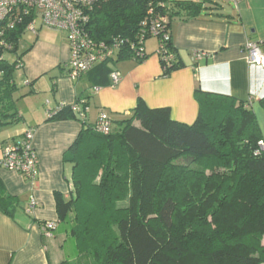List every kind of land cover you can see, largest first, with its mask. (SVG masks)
<instances>
[{
    "label": "trees",
    "instance_id": "obj_1",
    "mask_svg": "<svg viewBox=\"0 0 264 264\" xmlns=\"http://www.w3.org/2000/svg\"><path fill=\"white\" fill-rule=\"evenodd\" d=\"M205 4L99 0L87 9L86 30L119 48L90 71L111 74L116 69L109 65L127 58L144 62L149 55L138 57L134 47L147 26L164 17L162 30L171 35L175 16L185 11L194 17ZM31 21L26 17L4 31L12 47L0 50V127L20 120L16 73L29 50L20 51V44ZM168 48L172 59L159 57L163 77L184 66L172 36ZM196 95L200 111L193 124L139 99L108 135L95 131L73 105L49 113L51 120L84 124L64 155L73 166L72 195L65 200L56 194L59 221L76 242L77 264H264V134L257 115L228 95L199 89ZM17 204L0 182V210L13 215Z\"/></svg>",
    "mask_w": 264,
    "mask_h": 264
},
{
    "label": "crops",
    "instance_id": "obj_2",
    "mask_svg": "<svg viewBox=\"0 0 264 264\" xmlns=\"http://www.w3.org/2000/svg\"><path fill=\"white\" fill-rule=\"evenodd\" d=\"M203 7L194 17L181 11L172 20V42L184 66L166 77L156 54L158 39L146 40L149 56L144 62L127 58L109 65L122 74L116 86H112L110 73L101 68L77 79L68 75L71 50L63 31L41 27L35 39L21 47L29 50L16 73L14 98L20 120L0 127V159L6 147L32 129L39 172L31 182L0 168L5 191L18 199L13 215L0 210V264L79 262L76 242L59 221L56 194L65 200L72 195L73 166L65 162L64 155L84 124L78 119H49V113L61 105L84 100L81 108L87 124H94L105 112L115 128L143 99L150 108L168 107L174 120L193 124L200 111L199 89L244 102L256 113L264 134V69L250 64L244 50L247 41L254 40L264 52V0H209ZM49 220L57 222L52 237L41 229Z\"/></svg>",
    "mask_w": 264,
    "mask_h": 264
},
{
    "label": "built area",
    "instance_id": "obj_3",
    "mask_svg": "<svg viewBox=\"0 0 264 264\" xmlns=\"http://www.w3.org/2000/svg\"><path fill=\"white\" fill-rule=\"evenodd\" d=\"M99 0H0V22L4 25L0 27V50L10 49L12 46L3 39L4 31L12 29L18 23L24 22L26 17L31 16L32 21L28 23L26 30L32 34H37L41 27L52 30L63 31L67 34L71 50L69 61V76L77 79L88 73L96 64L106 61L113 57L119 44H107L92 39L86 25L89 21L87 9L91 10ZM238 3L240 0H230ZM155 20V19H154ZM166 19L161 17L153 21L144 33L140 36L139 45L134 47L138 57H143L146 52V35L151 34L158 39L156 54L165 61H170L172 56L168 54V44L171 35L162 30V22ZM146 26L147 23L144 22ZM248 62L252 65L260 66L264 69V52L261 50L260 43L249 40L244 46ZM202 55H199L201 57ZM5 57V53L2 54ZM112 86H116L122 79V74L118 70H113L110 74ZM84 100L73 105L74 111L82 119L85 114L82 110ZM62 105L57 109L60 110ZM94 130L109 134L113 130L112 120L101 112L94 123ZM34 131L26 129L21 138L4 150V155L0 159V168L15 171L35 182L38 176L39 158L32 145ZM263 144V142H261ZM36 204L32 199L31 205ZM57 228L56 221H45L41 224V229L46 237H52Z\"/></svg>",
    "mask_w": 264,
    "mask_h": 264
},
{
    "label": "rangeland",
    "instance_id": "obj_4",
    "mask_svg": "<svg viewBox=\"0 0 264 264\" xmlns=\"http://www.w3.org/2000/svg\"><path fill=\"white\" fill-rule=\"evenodd\" d=\"M204 1H209V0H204ZM46 29V28H45ZM47 30V29H46ZM36 36H34V34H31L29 32H26L25 35L23 36V39L21 41V44H20V50H21V47H24V45L26 44H30L34 39H35ZM152 40L151 42H156L157 41V38L155 36L153 37H149L148 38V41ZM22 51V50H21ZM115 127V126H114ZM262 144V143H261ZM264 145V143L262 144Z\"/></svg>",
    "mask_w": 264,
    "mask_h": 264
}]
</instances>
